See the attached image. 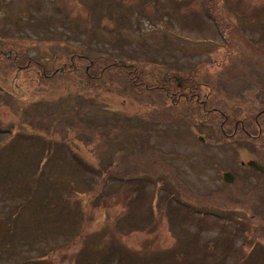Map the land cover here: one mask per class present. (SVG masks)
I'll return each instance as SVG.
<instances>
[{
  "label": "rangeland",
  "instance_id": "374dc122",
  "mask_svg": "<svg viewBox=\"0 0 264 264\" xmlns=\"http://www.w3.org/2000/svg\"><path fill=\"white\" fill-rule=\"evenodd\" d=\"M0 50V264H264V0H0Z\"/></svg>",
  "mask_w": 264,
  "mask_h": 264
},
{
  "label": "flooded vegetation",
  "instance_id": "af4514ba",
  "mask_svg": "<svg viewBox=\"0 0 264 264\" xmlns=\"http://www.w3.org/2000/svg\"><path fill=\"white\" fill-rule=\"evenodd\" d=\"M158 87L161 88L171 98L173 102H176V98H178L182 94H184L185 97L187 98H192L195 95L196 99L199 98L198 100L201 101L198 92L196 91L198 86L193 87L192 84H190L188 81L184 79L182 80L180 78L177 79L175 78V79H168L167 81L164 80L158 85ZM202 102L206 104V100H203ZM256 123L258 125V130L260 131V128L263 130V126L259 122V119L256 120ZM239 127H242L245 132H248L244 127L243 120L241 119L240 120L237 119L234 121V131L237 132L239 130Z\"/></svg>",
  "mask_w": 264,
  "mask_h": 264
},
{
  "label": "trees",
  "instance_id": "16d2710c",
  "mask_svg": "<svg viewBox=\"0 0 264 264\" xmlns=\"http://www.w3.org/2000/svg\"><path fill=\"white\" fill-rule=\"evenodd\" d=\"M238 1H241V0H238ZM0 51H3V50H0ZM4 52V51H3ZM5 55H8V54H6L5 53ZM7 57H10L9 55L7 56ZM74 57H76V58H82L83 56H82V54H76V56H73V55H71L70 56V61H71V63H72V61H74ZM18 61H19V57L17 56V55H15L14 57H13V60H12V65L13 66H17V67H20L19 65H18ZM117 61L118 62H112V63H109V64H107V68H109L110 66H116L117 64H119L120 66H123L124 64H126V63H124L123 61H125V60H123V59H117ZM20 62V61H19ZM90 62V61H89ZM94 64H92V63H90V66L92 67ZM127 65V64H126ZM27 66H28V64H27ZM138 69V68H137ZM59 71V69H56V70H54L53 72H54V74H57V72ZM61 71H62V69H60ZM91 71V69L89 70V72ZM45 76V75H44ZM51 117V116H50ZM50 117H47L46 119H45V121L43 122V124L47 127V128H49L48 127V124H49V120L48 119H50ZM40 125V123H38V126ZM123 127V126H125L124 124H119L118 125V127ZM127 126V125H126ZM21 134H19V136H20ZM18 136V137H19ZM117 136H118V134H117ZM28 137V140H30L31 138H36V136H32V135H29V136H27ZM114 138H116V137H114ZM16 138H14V140H15ZM37 139H38V137H37ZM135 171V170H134ZM6 172V171H5ZM124 198H126V197H124ZM30 202V199L29 198H27L26 199V201H20V205H21V208H24L28 203ZM7 221H9L8 219H6V222ZM12 221V220H11ZM8 223V222H7ZM11 222L9 223V226H11ZM106 263V261L105 262H102V264H105ZM19 264H23V261L21 262V263H19Z\"/></svg>",
  "mask_w": 264,
  "mask_h": 264
},
{
  "label": "water",
  "instance_id": "95a60500",
  "mask_svg": "<svg viewBox=\"0 0 264 264\" xmlns=\"http://www.w3.org/2000/svg\"><path fill=\"white\" fill-rule=\"evenodd\" d=\"M248 164H249L250 166L256 168L257 170H259V171H261V172L264 173V166H263L262 164L258 163L257 161H255V160H250V161L248 162ZM224 179H225L226 181H228V182H231V181L234 179V177L232 176L231 173L226 172V173L224 174Z\"/></svg>",
  "mask_w": 264,
  "mask_h": 264
}]
</instances>
